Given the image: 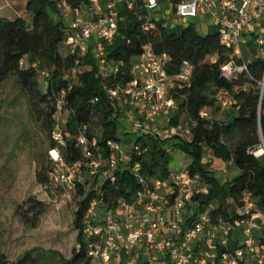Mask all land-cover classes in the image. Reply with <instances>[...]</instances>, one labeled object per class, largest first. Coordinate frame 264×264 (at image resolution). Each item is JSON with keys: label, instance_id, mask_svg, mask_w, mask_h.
Listing matches in <instances>:
<instances>
[{"label": "built area", "instance_id": "obj_1", "mask_svg": "<svg viewBox=\"0 0 264 264\" xmlns=\"http://www.w3.org/2000/svg\"><path fill=\"white\" fill-rule=\"evenodd\" d=\"M161 5L162 0H90L85 7L73 6L67 0L56 3L65 24L68 52L77 56L76 67L69 74L70 88L77 80L78 65L87 58L92 60L108 99L121 109L124 131L120 135L126 132L136 137L108 140L104 147L101 134H89L88 125H83L76 139L81 159L67 162L58 147L51 148V181L66 201H73L79 188L96 191L104 181H114L120 165L123 170L130 169L141 184L134 203L121 198L115 207L108 208L98 198L89 202L81 221L78 249L86 248L89 264H264V207L251 191L242 193L234 211L227 206V215L214 214L218 208L215 202L194 216V198L210 192L200 173H192L187 165L163 180H147L141 174L139 157L146 149L137 143L139 137L155 135L169 144L166 150L173 155L177 151L173 150L174 142H192L199 124L198 118L190 117L181 106L186 97L180 91L190 86L195 71L189 60H184L172 76L168 73L169 55L158 54L146 44L131 66L130 80L114 85L106 82L119 70L108 60L107 46L119 34L123 12L141 13L142 27L148 30L159 22L156 14ZM171 9L181 19L200 15L212 19L221 43L233 51L221 66L227 80L251 76L250 59L245 58L242 44L248 51L257 49V56L264 61V0H174ZM38 72L44 79L51 76L45 69ZM258 89L262 102L264 71ZM215 99V110L203 109L199 118L212 121L237 103L228 91H218ZM66 103L64 90L57 101L58 124L52 132L58 143L64 142L61 125ZM250 153L256 158L263 156L264 141ZM206 157L210 158L209 152ZM232 165V161L226 164L225 173Z\"/></svg>", "mask_w": 264, "mask_h": 264}, {"label": "trees", "instance_id": "obj_2", "mask_svg": "<svg viewBox=\"0 0 264 264\" xmlns=\"http://www.w3.org/2000/svg\"><path fill=\"white\" fill-rule=\"evenodd\" d=\"M26 1L27 10L33 15L31 27L22 17L14 20L0 18V82L10 78L15 80L26 97L31 116L34 118L37 113H43L51 133V148L58 147L67 162H74L82 158L76 144L82 126L88 125L89 134H101V144L106 147L108 140L121 139L120 132L124 130L120 121L122 112L118 105L108 99L102 81L96 76V65L89 58L78 65L77 80L70 88L69 74L76 67L77 56L69 52L64 55L60 51V46L66 43V31L56 7L59 0ZM67 1L76 7H85L90 2ZM122 16L119 34L107 46V58L118 65L119 70L106 80L107 84L125 83L131 79V66L146 44H151L158 54L169 55L168 73L172 76L179 72L184 60H189L195 66L190 86L181 90L180 94L186 97L181 104L182 109L190 117L198 118L199 124L192 142L175 141L173 145V150H181L190 157L189 170L200 173L210 186L209 194L194 198L197 202L194 216L206 211L215 202L218 208L214 214L227 215V206L234 211L245 190L251 191L260 206L264 207V155L256 158L250 153L251 148L264 141V99L260 101L258 89L264 61L260 57L250 59V77L227 80L222 76L221 66L230 59L233 51L221 43L217 30L202 34L195 24H190L181 32H170L161 22L145 30L141 13L124 11ZM212 57L216 58L215 62ZM23 61L25 66L22 65ZM38 69L49 71L50 78H42ZM64 90L67 101L64 110L69 114L61 125L64 142L58 143L52 132L58 124L57 101ZM218 91H228L236 100V105L225 113L222 120L218 116L212 121L199 118L201 110H215ZM181 113L182 110L178 111L177 116ZM236 136L239 140L232 149L227 141H232ZM137 143L143 150L146 149L139 157L141 174L147 180L169 178L172 173V154L166 150L169 144L153 134L139 137ZM207 152L214 160L206 158ZM215 160L225 164L232 161L237 174H230L227 181H222L216 175ZM52 169L50 160L37 172V182L51 186ZM140 188L141 184L132 171L123 170L120 165L115 169V180L104 181L100 189H77L74 195L77 202L74 224L78 243L82 242V217L92 199L98 198L108 208H113L121 198L134 203ZM46 210L47 205L43 201L30 197L16 212L27 226L35 228ZM59 256L56 252L40 253L33 249L13 262L2 254L0 264H89L84 246L75 248L70 259Z\"/></svg>", "mask_w": 264, "mask_h": 264}, {"label": "rangeland", "instance_id": "obj_3", "mask_svg": "<svg viewBox=\"0 0 264 264\" xmlns=\"http://www.w3.org/2000/svg\"><path fill=\"white\" fill-rule=\"evenodd\" d=\"M169 2H163L166 7L162 17L170 32H181L188 25L197 24L194 19H179L172 14ZM242 50L248 51L246 44H242ZM60 51L64 55L68 53L66 43L60 46ZM68 114L66 111L64 116ZM218 117L222 120L225 115ZM44 119L41 112L34 118L31 116L26 97L13 78L0 82V255H7L10 262L33 249L40 253L56 252L70 259L79 244L74 224L76 201H66L53 184L41 185L36 179L37 172L51 160V133ZM124 134L121 135L124 140L136 137ZM238 140L236 136L227 142L233 149ZM190 163V157L177 150L172 155L170 169L177 171ZM215 163L217 177L227 181L230 173H225L226 164L218 160ZM232 171L233 167L229 172ZM30 197L47 205L35 228L27 226L16 212Z\"/></svg>", "mask_w": 264, "mask_h": 264}, {"label": "crops", "instance_id": "obj_4", "mask_svg": "<svg viewBox=\"0 0 264 264\" xmlns=\"http://www.w3.org/2000/svg\"><path fill=\"white\" fill-rule=\"evenodd\" d=\"M169 6H170V12L174 14L173 10L171 9V4L174 2V0H169ZM164 0H162V5L160 10L158 11L157 18L159 19V22L164 24V17H162V10L166 6L163 4ZM166 2V1H165ZM176 16V14H175ZM18 17H22L26 20L27 24L29 27L32 26V19L33 15L27 10V1L26 0H16V1H11V0H0V18H8L10 20H14ZM179 18V17H178ZM181 19V18H179ZM194 22L197 23L195 24L197 29L202 33V34H208L216 29L213 26V21L210 19L208 16L200 15L198 18L194 19ZM165 26V24H164ZM249 35H247V39H249ZM245 54L246 59H253L257 56V51H243ZM231 169V168H230ZM232 175L237 174V171L234 169L232 172H228Z\"/></svg>", "mask_w": 264, "mask_h": 264}, {"label": "bare ground", "instance_id": "obj_5", "mask_svg": "<svg viewBox=\"0 0 264 264\" xmlns=\"http://www.w3.org/2000/svg\"><path fill=\"white\" fill-rule=\"evenodd\" d=\"M260 153H262V151Z\"/></svg>", "mask_w": 264, "mask_h": 264}]
</instances>
